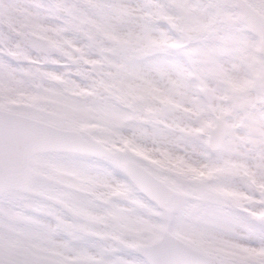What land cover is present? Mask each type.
<instances>
[{
	"label": "snow or ice",
	"instance_id": "obj_1",
	"mask_svg": "<svg viewBox=\"0 0 264 264\" xmlns=\"http://www.w3.org/2000/svg\"><path fill=\"white\" fill-rule=\"evenodd\" d=\"M0 264H264V0H0Z\"/></svg>",
	"mask_w": 264,
	"mask_h": 264
}]
</instances>
